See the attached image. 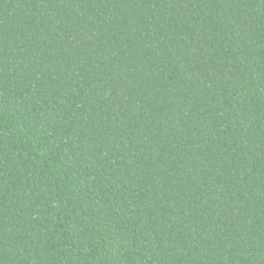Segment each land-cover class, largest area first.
Wrapping results in <instances>:
<instances>
[{
  "label": "trees",
  "instance_id": "trees-1",
  "mask_svg": "<svg viewBox=\"0 0 264 264\" xmlns=\"http://www.w3.org/2000/svg\"><path fill=\"white\" fill-rule=\"evenodd\" d=\"M0 264H264V0H0Z\"/></svg>",
  "mask_w": 264,
  "mask_h": 264
}]
</instances>
